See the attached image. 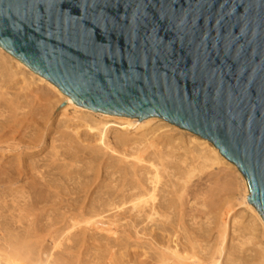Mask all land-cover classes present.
<instances>
[{"label":"water","instance_id":"water-1","mask_svg":"<svg viewBox=\"0 0 264 264\" xmlns=\"http://www.w3.org/2000/svg\"><path fill=\"white\" fill-rule=\"evenodd\" d=\"M0 46L76 105L209 140L264 220V0H0Z\"/></svg>","mask_w":264,"mask_h":264},{"label":"bare ground","instance_id":"bare-ground-1","mask_svg":"<svg viewBox=\"0 0 264 264\" xmlns=\"http://www.w3.org/2000/svg\"><path fill=\"white\" fill-rule=\"evenodd\" d=\"M0 51L6 53H0V264H58L52 260L53 250L61 247L63 236L70 240L72 230L84 233L85 227L80 230L83 224L96 225L95 228L115 236L116 232L108 226L99 227V222H92L94 217L107 213L118 218L129 214V225L136 234L139 231L144 236L149 234L148 245L159 248L161 241L155 237L158 231L175 229L178 218L190 217L193 221L202 215L205 219L223 218L233 210V199L254 214L245 223L251 235L248 239L255 238L259 226L264 235V220L247 200L250 190L243 173L212 142L186 133L187 129L158 116L140 120L76 105L55 84L31 70L41 82L46 81L67 97L76 109L75 115L55 121L54 102H43V98L39 101L37 95L36 99H30L27 91L11 94L12 83L19 73L13 69L11 60L18 66H27L1 46ZM49 138H53L51 150L40 157L38 153L48 148ZM215 165H228L236 170L242 190L239 198L233 191L235 179L223 180L209 171ZM209 228L199 224L193 232L201 236ZM220 228L226 231L227 223H221ZM45 241L51 242V246ZM97 241L100 246L112 249L111 261L116 258L120 260L118 264H130L134 260L130 257L132 260L125 263V259L118 257L117 251L114 252L118 250V246L114 247L116 243L108 239ZM120 243L127 245L124 238ZM190 247H201L203 251L196 238L190 237ZM179 248L180 243L171 235L166 247L169 252H164L170 255L167 264H224L203 254L182 255ZM220 252L223 253V248ZM262 252L264 259V248Z\"/></svg>","mask_w":264,"mask_h":264},{"label":"rangeland","instance_id":"rangeland-1","mask_svg":"<svg viewBox=\"0 0 264 264\" xmlns=\"http://www.w3.org/2000/svg\"><path fill=\"white\" fill-rule=\"evenodd\" d=\"M0 53H3V55H6V53H4L3 51H0ZM13 61H15V60H11V63L13 65V69L16 70L17 72L19 71V73L15 77V79L12 83L13 89L10 91L11 94H14L15 92L25 93L27 91V92H29L28 94L30 95V99H36V97L38 96L37 99H39V101L43 98L41 100L43 102H46V103H47V101L48 102L49 101L54 102L55 103V111L57 110L55 112L56 114L54 113V117H53V120H55V121H59V120H62L66 117H71V116L75 115L76 109L70 105V102L66 99L67 97H64L63 95H60L58 92H56L54 90V88L49 86V84L46 81L41 82L36 75H32V72H30L31 70L28 67L26 68V67H24V65L22 66L20 64H19L20 66H18L17 62L16 61L13 62ZM21 78H22V80H21ZM22 81H24V83H22ZM19 89H21V90H19ZM36 91H40V93L36 92ZM37 106H38V104L36 105V107ZM184 131L185 132L186 131L191 132L189 130H184ZM186 133H185V135L189 136V134H186ZM191 133H193V132H191ZM193 134H195V133H193ZM52 141H53V138L48 139V141H47L48 142V148L41 151L40 153H38V155L40 157H44L45 155H47L49 150H51L50 146H51ZM191 145H193V144H191ZM209 171L212 172L213 175H216L217 178L222 177L223 180L228 179V178H231V180L232 179L236 180V177L238 179H240V176H238V173L236 172L237 173L236 175L234 173L236 170L234 171L233 168L232 169L229 168L228 165H215ZM214 172H215V174H214ZM24 182L25 181L23 180L20 183H24ZM232 189H234V187ZM233 191H234V194L236 195V197L239 198L242 190H241V186L239 185V183H237V180L235 183V189ZM198 201L203 202L202 199H199ZM231 204L235 205L233 210L229 213L224 214L223 218L222 217H210V218L207 217L205 219L204 215H202L204 217H202V216L198 217V219H196L194 221L191 220L190 217H187L184 220H180V218H178V220H176L177 225H175V229L168 230L166 232L158 231L157 234H159L160 236L155 235V237L161 241L159 244L160 245L159 248L155 245H151V246L148 245L149 240L147 239V237L150 236L149 234H148V236H144L143 233H141L142 231H139L140 233L136 234L135 229L129 225V223H130L129 221H131L129 214L127 215L126 218L113 217V216L109 215L110 213H107L104 216H100L101 218L97 217V219H96V217H94L92 222H94V221L99 222V227H104V228L109 227L110 229H112L113 231L116 232L115 236L114 235L111 236V234L106 233L107 231L104 232L105 230H100L99 228H95L96 225L83 224L82 229H80V230L84 231V227H85L86 231L84 233L83 232L75 233L76 230H72V232H70L72 235L67 234L68 236H71V237H69L70 240L65 239V238H67V236L62 237V238H64V239H62V245H61V247L53 250L55 253V257L52 260H54L58 264H62L64 262H65L64 264H86V263L87 264H112V263H114V261H115L114 264H118L117 262H120V260L118 261L116 258L112 261L110 260L109 252L112 249L105 247V246H100L99 241H97V239L98 240L100 239L101 242H103V241L105 242L108 239L112 243H114V244L116 243V245L114 247L116 248V246H118L117 247L118 250H115L113 247V249L115 250L114 252L116 253V251H117L116 254L117 255L119 254L118 257L125 259V263L127 261L129 263V261L132 260L130 257H132L134 259L133 260L134 262L138 261L137 262L138 264H141L142 262H143L142 264H167L168 258L170 255L166 254L167 252H169V250H166V247L169 244V237L171 235H174V238H176L177 241L180 243L179 250H180V253L182 255L186 254L187 256H190V254H192V253L198 254V255L203 254L207 259H210L212 256L215 259H220L221 261H223L224 264H264V259L262 257L263 256L262 255L263 254L262 249L264 248V235H263V231L261 230V227L259 226V230L256 231V233L254 235V237L256 238V239L254 238L255 240L254 239H248L251 235L245 227V225L248 222H250L251 219H253L254 214L245 205H239V200H237V199H233ZM238 218H240L239 221L242 220L244 222H240V223H239V221L237 222L236 220ZM210 220H211V222H210ZM106 221H108V222H106ZM111 221H115L116 224L111 225L110 224ZM192 221H193V223H189ZM223 222L227 223V230L226 231H224L220 228V225ZM100 223L102 225H100ZM193 224L195 226H192ZM199 224H202L203 226H208L211 229L209 228L208 231L205 232L203 235L198 236L197 232H195V231L193 232V229L198 227ZM85 225H87V227ZM231 225H232V227H231ZM241 225H243L244 227L243 226L241 227ZM111 226H113V227H111ZM190 226L192 227V229H191L192 231H190ZM211 226H213L214 228H212ZM243 230H245V231H243ZM73 234H75V235L73 236ZM96 234H97V236H95ZM245 236H246V238H244ZM100 237H102L103 240ZM190 237L196 238L198 240V243L203 246V251H202L201 247H197L195 249L190 247ZM123 238L127 242V245L121 244V243L119 244V241ZM115 239H117V240H115ZM79 240H81L82 242ZM246 240H247V242H246ZM50 243L51 242L45 241V244H49L51 246L52 243L51 244ZM91 244H92V247H91ZM259 245H262V246H259ZM68 247H69V249H68ZM94 247H95V249H94ZM221 248H223V253L220 252ZM90 249H91V251H90ZM92 250L95 254L92 253ZM119 251H121V252H119ZM130 251L133 252L134 254L132 253L130 255L129 254ZM164 252H166V253H164ZM89 253H91V254L89 255ZM96 253H98V254H96ZM99 253H101L104 256H101V254H99ZM87 254H88V256H87ZM93 254H94V256L96 255L95 258H94V256L92 257ZM120 254L123 257H121ZM98 255H100V256H98ZM107 255L109 256L108 258H107ZM133 255L136 257H134ZM151 255L153 257H150ZM86 256H87V258L88 257L89 258L87 259ZM90 257L92 258V260H90ZM98 257H101V258H99L100 260L98 259ZM103 257H105V258H103ZM96 258H97V261H96ZM100 261H102V262H100ZM123 261L124 260H121L122 263H123ZM146 261H147V263H146ZM132 262H130V264ZM134 262H133V264H134ZM52 263H54V262H52Z\"/></svg>","mask_w":264,"mask_h":264}]
</instances>
